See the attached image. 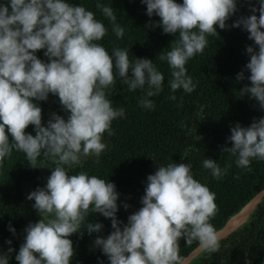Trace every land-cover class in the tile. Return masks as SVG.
<instances>
[{
  "label": "clouds",
  "instance_id": "obj_1",
  "mask_svg": "<svg viewBox=\"0 0 264 264\" xmlns=\"http://www.w3.org/2000/svg\"><path fill=\"white\" fill-rule=\"evenodd\" d=\"M141 2L149 17H160L157 26L165 34H178L171 50L159 57L172 69L171 90L193 92L195 85L185 65L204 51L207 37L217 34V25L220 29L228 26L227 21L238 10L237 0ZM96 8L112 21L117 38H122L125 30L116 23L113 8L102 3ZM250 11L252 15L241 16L231 25L243 26L258 46V51L252 46L246 49L250 86L239 91L264 109V0ZM107 31L93 11L67 0H8V4H0V167L14 149L23 152L33 168L38 167L41 155L55 164L46 185L27 196L35 201L33 207L41 219L25 228L24 243L15 256L18 264H70L74 247L69 237L82 225L89 235L103 228L101 223L86 222L90 211L111 219L113 231L106 238L97 236L94 242L110 264H185L179 255L182 237L187 244L198 241L210 254L220 249L223 238L210 223L218 212L216 194L194 179L190 162L159 165L148 175L143 206L126 224L116 216L119 193L114 183L85 171L69 175L81 156H99L105 151L103 134L111 135L112 121L124 115V109L113 108L105 91L117 78L130 91L147 86V97L162 90L164 75L153 60L137 58L133 63L128 49L115 48L110 55L97 43ZM44 49L48 62L36 55ZM236 79L244 80V71ZM50 93L58 96L69 116L65 120L51 113L44 126L42 108L34 101H46ZM141 106L153 108L154 104L144 99ZM29 125L35 126V136L26 132ZM228 140L232 146L223 152L237 157V167L251 171L252 159L264 160V117L247 127L237 123ZM202 163L217 179L231 167L221 168L209 158ZM123 207L127 210L129 205ZM9 230L15 235L11 225ZM12 251H0V264H9Z\"/></svg>",
  "mask_w": 264,
  "mask_h": 264
},
{
  "label": "trees",
  "instance_id": "obj_2",
  "mask_svg": "<svg viewBox=\"0 0 264 264\" xmlns=\"http://www.w3.org/2000/svg\"><path fill=\"white\" fill-rule=\"evenodd\" d=\"M67 2L93 11L105 25L107 34L97 43L104 46L110 55L115 48L128 49L133 63L137 58L153 60L157 70L164 75L162 90L152 97L145 94L147 86L144 90L130 91L119 78L105 90L113 108L124 109V115L112 121L111 135L108 132L103 134L108 143L106 150L93 159L72 166L69 175L85 171L114 183L119 193L116 216L126 224L128 217L143 206L141 198L145 194L148 175L154 174L159 165L190 162L194 179L216 194L218 212L210 223L218 229L264 187V160L252 159L249 171L237 167V157L223 152L225 147L232 146L228 140L232 127L237 123L247 127L254 119L264 117V109L259 107L258 102L239 91L245 85L250 86L247 79L250 72L246 70L250 55L246 49L252 46L258 51V46L248 38L249 33L243 26L231 27L241 16L252 15L250 7L258 9L260 0H237L238 10L227 21L228 26L220 29L217 25V34L207 37L204 51L186 63L187 75L195 85L191 93L183 89L171 90L172 69L166 60L159 59L160 55H166L171 50L178 34H165L157 26L160 17L155 14L149 17L146 4L141 0ZM176 2L183 3V0ZM97 3L113 8L116 23L125 30L122 38H117L112 31V21L96 8ZM0 4H8V0H0ZM255 14L259 16L258 11ZM241 71H244L245 79L237 81V74ZM173 96L175 100L171 98ZM144 99L151 100L154 107H142ZM34 102L42 108V117L48 111L62 117L67 113L62 109L58 96L51 93L46 101ZM34 128V125H29L26 132L35 136ZM205 158L215 160L221 168L229 164L231 167L217 179L211 170L203 167ZM41 165L44 167H39ZM37 166L31 167L26 155L14 149L0 167V251L7 253L9 248L13 249L9 264H18L15 256L24 243L25 228L29 223L38 222L29 212L22 210L24 191L32 192L37 187H43V171L50 176L55 164L52 158L41 155ZM126 199L128 212L123 207ZM86 222L101 223L103 228L89 235L86 225H82L77 233L69 237L74 247L70 264H110L108 257L94 246V242L97 236L106 238L113 231L111 219L90 211ZM9 225L15 229V235L9 230ZM8 240L12 241L11 245ZM220 243L218 252L210 254L205 250L191 264H260L264 261V196L247 223ZM179 244V255L185 258L198 241L187 244L182 237Z\"/></svg>",
  "mask_w": 264,
  "mask_h": 264
},
{
  "label": "water",
  "instance_id": "obj_3",
  "mask_svg": "<svg viewBox=\"0 0 264 264\" xmlns=\"http://www.w3.org/2000/svg\"><path fill=\"white\" fill-rule=\"evenodd\" d=\"M264 196V187L256 192L248 201H246L235 213L229 216L224 223L217 229L220 236L224 239L229 234L235 232L250 219L256 206ZM205 250L199 247V244L185 257V264H191L197 257L203 254ZM260 264H264V261Z\"/></svg>",
  "mask_w": 264,
  "mask_h": 264
},
{
  "label": "rangeland",
  "instance_id": "obj_4",
  "mask_svg": "<svg viewBox=\"0 0 264 264\" xmlns=\"http://www.w3.org/2000/svg\"><path fill=\"white\" fill-rule=\"evenodd\" d=\"M50 114H51L50 111H48L47 114L44 115V116L42 117V124H43L44 126H47V122H48V120L50 119ZM68 116H69V113L67 112L66 115L64 116V119L67 120ZM103 142L106 143V145H108V143H107L104 139H103ZM105 150H106V149H105ZM103 152H104V151H103ZM103 152H102V153H103ZM95 157H96L95 155H90V156H87V157L81 156L80 163H81L82 161H84V160L93 159V158H95ZM76 165H77V164H76ZM73 166H74V165H73ZM48 177H49V176L43 171V187L46 185V183H47V178H48ZM30 193H31L30 191H27V190L24 191L25 199H24V201H23V208H24L25 212H26V211L29 212L30 215H32L33 217L37 218V220H40V219H41L40 215L38 214L37 210L34 209V207H33L35 201H34V200H28V199H27V196H28ZM125 203L128 204V200H127V199L125 200ZM127 212H128V209H127Z\"/></svg>",
  "mask_w": 264,
  "mask_h": 264
},
{
  "label": "flooded vegetation",
  "instance_id": "obj_5",
  "mask_svg": "<svg viewBox=\"0 0 264 264\" xmlns=\"http://www.w3.org/2000/svg\"><path fill=\"white\" fill-rule=\"evenodd\" d=\"M45 51H46V49H45ZM36 55L38 56V58H40L41 60H43V50H39L37 53H36ZM45 61L46 62H48V58L45 56ZM35 127V126H34ZM36 133H34V135H35ZM22 210H23V212H25V210H24V208L22 207ZM35 218V217H34ZM35 219H37V218H35ZM39 221V220H38Z\"/></svg>",
  "mask_w": 264,
  "mask_h": 264
}]
</instances>
